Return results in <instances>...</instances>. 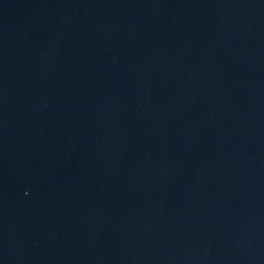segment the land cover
<instances>
[{
  "label": "water",
  "instance_id": "95a60500",
  "mask_svg": "<svg viewBox=\"0 0 264 264\" xmlns=\"http://www.w3.org/2000/svg\"><path fill=\"white\" fill-rule=\"evenodd\" d=\"M0 264H264V0H0Z\"/></svg>",
  "mask_w": 264,
  "mask_h": 264
}]
</instances>
